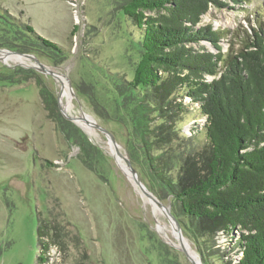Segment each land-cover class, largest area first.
Returning a JSON list of instances; mask_svg holds the SVG:
<instances>
[{"label":"rangeland","instance_id":"1","mask_svg":"<svg viewBox=\"0 0 264 264\" xmlns=\"http://www.w3.org/2000/svg\"><path fill=\"white\" fill-rule=\"evenodd\" d=\"M122 2L0 0V264H192L180 249H187L185 239L197 253L186 230L180 225L181 242L178 232L171 237L175 244L167 240L158 223L168 230L174 224L153 210L114 157L116 146L128 157L129 133L114 81L130 78L140 55L139 32L123 15ZM258 9L264 11V0L234 9L212 7L201 23L227 32L223 50L232 41L237 48V35L256 25ZM260 20L264 23V15ZM20 22L59 44L66 56L57 58L35 45L32 36L12 27ZM59 79L73 92L66 113ZM41 87L54 93L57 103L60 98L62 121L48 116ZM198 115L192 111L184 118L186 134ZM77 116L92 122L91 130ZM202 122L198 118L196 126ZM94 123L114 136L116 146ZM74 134L85 137L91 148L83 149ZM136 169L146 189L173 214L171 197L158 195L152 176L138 164ZM37 226L43 230L39 237Z\"/></svg>","mask_w":264,"mask_h":264},{"label":"trees","instance_id":"2","mask_svg":"<svg viewBox=\"0 0 264 264\" xmlns=\"http://www.w3.org/2000/svg\"><path fill=\"white\" fill-rule=\"evenodd\" d=\"M250 2L123 0L121 5L140 35L132 76L114 81L129 126L125 148L133 168L138 164L152 176L157 194L171 197L172 212L202 264H264V11L258 9L256 25L237 35L239 47L232 41L227 50L221 45L227 32L201 23L212 7ZM12 27L55 57L66 56L30 24ZM40 96L48 116L62 121L54 93L41 87ZM192 111L203 122L197 127L195 120L186 134L182 123ZM74 138L83 149L91 148L81 134ZM41 233L37 226L38 237Z\"/></svg>","mask_w":264,"mask_h":264},{"label":"water","instance_id":"3","mask_svg":"<svg viewBox=\"0 0 264 264\" xmlns=\"http://www.w3.org/2000/svg\"><path fill=\"white\" fill-rule=\"evenodd\" d=\"M25 56H30V55H26ZM35 62H37L40 66H41V70L46 72V69L42 66V64H40L38 62V60L35 58V57H32ZM47 72L53 76H56V74L50 72L47 70ZM60 98H58V105L60 104L59 102ZM60 106V105H59ZM62 110V109H61ZM63 111V110H62ZM68 119H71V120H75L74 117H69ZM94 126L97 127L99 130H101L102 132H105V134L108 135V137L110 138V140L112 141V143L116 146V142H115V139H114V136L110 133H108V131L103 128L102 126L94 123ZM117 156L121 157L124 162H125V165L126 167L128 168V171H129V174L133 177V182L134 184L140 189V191L145 195L147 196L152 202L155 203V205L160 208L163 212V214L165 215V217L168 219V221L170 223H173L175 228L177 229V232H178V236H177V239L181 242V227H180V224L178 222V220L175 218V216L171 213L170 209L168 207H166L158 198H156L151 192H149L146 187L142 184V182L140 181L139 177H138V174L136 172V170L133 168L131 162H130V159L127 157V156H124L123 154L120 153V151L118 150V147L116 146V152H115V158L117 159ZM181 251L185 254L186 258L192 263V264H197L195 262V260L190 256L189 252L187 251V249L181 245L180 247ZM196 253V252H195ZM197 257H198V261H199V264H202L201 263V258H200V255L198 253H196Z\"/></svg>","mask_w":264,"mask_h":264},{"label":"bare ground","instance_id":"4","mask_svg":"<svg viewBox=\"0 0 264 264\" xmlns=\"http://www.w3.org/2000/svg\"><path fill=\"white\" fill-rule=\"evenodd\" d=\"M14 55H11V57H13ZM16 57H18V55H15ZM13 58H15V57H13ZM17 60V59H16ZM18 61V60H17ZM63 78H65L66 79V81H67V83H68V85H70L69 84V81H68V79L66 78V76H64V75H62V74H60ZM59 74H58V76H60ZM59 81L61 82V79H59ZM66 83V84H67ZM61 84H62V87H63V90H62V94L60 95L61 97H64L65 96V101L64 102H62L61 101V105H62V109H63V111L66 113V112H69V110L71 109V106H72V98H71V96H70V90H71V88H70V90H69V88H68V86L66 87L65 86V84H63L62 82H61ZM68 88V89H67ZM71 92H72V90H71ZM73 93V92H72ZM78 117V116H77ZM88 117L93 121V119L88 115ZM78 122L82 125V127L85 129V130H91V128H92V122H89V120L86 118V117H78ZM114 149V148H113ZM115 152V151H114ZM117 160H118V163H119V165L121 166V167H123V168H126L125 170L127 171V173L129 174V171H128V168L126 167V165H125V162H124V160L121 158V157H117ZM120 160V161H119ZM151 202V201H150ZM151 205H152V207H153V210L156 212V213H160L161 214V212H162V210L160 209V208H157L156 207V205H155V203L154 202H151ZM158 229L160 230V231H163V232H165V236H166V238H167V240H169L171 243H173V244H175V242H173L172 241V238L174 237L173 235H175V234H177V230H176V228H170L169 227V230L167 229V227H166V225L165 224H162V223H158ZM168 232H169V234L171 235H168ZM172 237V238H171ZM185 238V237H184ZM183 243H184V245L187 247V249H189V253H190V256L195 260V262L197 263V264H199V261H198V257H197V255H195V253L192 251V249L190 250V246H189V243L187 242V240H183ZM177 245H179V243L177 244Z\"/></svg>","mask_w":264,"mask_h":264}]
</instances>
